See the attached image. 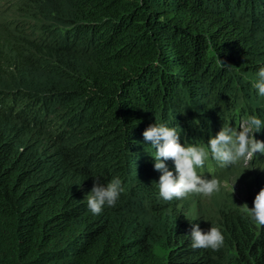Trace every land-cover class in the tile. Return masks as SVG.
<instances>
[{"label": "trees", "instance_id": "obj_1", "mask_svg": "<svg viewBox=\"0 0 264 264\" xmlns=\"http://www.w3.org/2000/svg\"><path fill=\"white\" fill-rule=\"evenodd\" d=\"M29 2L39 38L14 30L9 53L0 50V264H264V226L238 205L216 212L215 250L192 247L180 220L162 234L124 213L158 215L171 202L152 182L150 124L207 144L223 124L264 119L252 87L264 66V0ZM254 136L264 140V129ZM263 164L254 153L248 165ZM222 168L208 158L197 171ZM97 176L127 189L110 217L78 192Z\"/></svg>", "mask_w": 264, "mask_h": 264}, {"label": "clouds", "instance_id": "obj_2", "mask_svg": "<svg viewBox=\"0 0 264 264\" xmlns=\"http://www.w3.org/2000/svg\"><path fill=\"white\" fill-rule=\"evenodd\" d=\"M220 64L222 68L231 66L221 61ZM252 87L257 96L264 97V66L258 68ZM178 129V126L161 122L150 124L142 132L144 141L150 142L148 146L152 149L153 167L160 173L153 183L159 196L167 201L185 197L189 193L211 194L219 189L218 178H207L197 171L208 158L218 162L221 167L237 164L245 166L253 161L254 153L264 154V140L254 136V133L264 129V119L258 115L250 114L239 127L223 124L216 135L208 139L207 144H182ZM169 160L172 162L171 168L166 163ZM98 177L93 178V186L84 196L87 208L93 214L101 213L105 206H114L122 191L118 177L106 183L100 182ZM233 185L231 193L234 191ZM243 210L252 221L264 226V187L254 196L251 207L247 203L243 204ZM188 236L194 248L215 250L224 243L222 232L215 226L203 229L198 223H192Z\"/></svg>", "mask_w": 264, "mask_h": 264}, {"label": "rangeland", "instance_id": "obj_3", "mask_svg": "<svg viewBox=\"0 0 264 264\" xmlns=\"http://www.w3.org/2000/svg\"><path fill=\"white\" fill-rule=\"evenodd\" d=\"M33 5L29 0H0V50L9 53L10 45L6 42H10L12 37L16 36L14 32L25 34L29 39L39 38L40 31L38 32L39 23L32 21L31 15L26 14L28 10L33 9ZM39 20V19H37ZM33 26V28H32ZM15 30V31H14ZM93 143V142H92ZM89 143L80 144L84 149ZM52 147V145H49ZM147 155V154H144ZM233 165L230 167L216 169L215 173L218 174L216 178L219 179L220 186L217 191L211 194H201L197 197H185V200H179L173 198L169 204L165 205V208L158 215H153L150 210L141 211L136 207L133 210L124 208V213L135 217L134 221L139 222L138 228L142 226V229H157L160 233L165 234L169 231H174L177 227V221L180 220L181 224L178 229L187 227L191 231V224L198 223L201 228L207 229L210 226L219 228V223L215 219L216 212L221 211L223 207L228 205H238L245 218L248 219L252 227L258 228L259 224H256L251 220L250 216L243 210V204L247 203L249 207L252 206L254 196L258 191L264 187V164L258 167H250V165L238 166ZM139 169V168H137ZM215 169V168H214ZM234 170V171H233ZM136 175L138 172H133ZM242 173V174H241ZM241 174V175H240ZM240 175V176H239ZM118 178H121L117 176ZM159 174L152 176V182L156 181ZM150 176H147L145 180H148ZM237 179V180H236ZM233 185L234 191L231 193V185ZM93 182L86 180L81 183L78 192L81 195V199L91 190ZM123 182H121L122 192L127 191L124 188ZM116 211L112 206L104 207L101 215L110 217L111 212Z\"/></svg>", "mask_w": 264, "mask_h": 264}, {"label": "bare ground", "instance_id": "obj_4", "mask_svg": "<svg viewBox=\"0 0 264 264\" xmlns=\"http://www.w3.org/2000/svg\"><path fill=\"white\" fill-rule=\"evenodd\" d=\"M230 100V99H229Z\"/></svg>", "mask_w": 264, "mask_h": 264}]
</instances>
